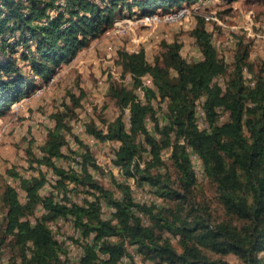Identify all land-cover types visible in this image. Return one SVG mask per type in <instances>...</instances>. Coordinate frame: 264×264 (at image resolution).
<instances>
[{"label": "trees", "instance_id": "trees-1", "mask_svg": "<svg viewBox=\"0 0 264 264\" xmlns=\"http://www.w3.org/2000/svg\"><path fill=\"white\" fill-rule=\"evenodd\" d=\"M159 1L179 0L134 3L146 10ZM123 2L104 0L101 6L92 0H0V115L112 27ZM205 23L198 17L193 29L203 53L197 61L187 62L176 41L168 43L154 62L147 59L144 49H121L118 60L123 74L132 76V83H110L109 95L120 113L112 120L102 119L105 129L98 128L94 120L86 126L98 140L119 141L114 163L125 177L148 183L168 203L135 200L127 181L115 182L121 190L116 197L98 180L101 166L86 143L81 142L77 151L79 169L58 165L56 160L64 156L63 146L72 128L67 107L54 114L55 125L41 145L42 153L33 157L56 175L50 193H42L49 181L47 173L23 177L8 169L27 195L23 202L15 186L8 184L5 189L8 209L5 234L0 236V262L5 241L12 235L14 242L10 243L21 260L11 255L6 264H67L60 255L65 252L64 244L48 225L63 217L72 219L81 237L87 239L84 255L72 264H230L209 254L230 251L238 252L244 264H263L264 66L255 69L257 64L249 60L250 44L238 38L230 70ZM245 69L252 75L253 85L246 82ZM147 73L153 75L155 89L143 85ZM220 74H228L224 86L214 81ZM140 87L145 90L144 100L137 93ZM81 96L82 92L71 94L75 105ZM202 96L205 127L198 125L195 111L196 100ZM158 98L167 101L161 114L153 102ZM127 108L129 129L124 119ZM223 113L227 119H221ZM149 120L154 122L153 130ZM189 147L200 156L204 174L216 186L225 219H217L194 196L198 180ZM164 151L169 152L177 170L176 179L161 172L166 164ZM76 192L86 194L81 202L72 198ZM102 202L111 208L110 217L104 216ZM39 206L43 213L36 215ZM29 214L35 216L34 222ZM175 238L181 250L175 246ZM135 254L141 256V263Z\"/></svg>", "mask_w": 264, "mask_h": 264}, {"label": "rangeland", "instance_id": "rangeland-1", "mask_svg": "<svg viewBox=\"0 0 264 264\" xmlns=\"http://www.w3.org/2000/svg\"><path fill=\"white\" fill-rule=\"evenodd\" d=\"M186 1L179 0L174 3L159 1V4L162 6H174ZM239 4V0L232 2L221 0L220 2H216L212 5V8L217 11L226 26H221L215 22L212 23L214 24V28H211V25L206 23L205 26L210 31L214 44L230 70L234 68L236 51L235 47L227 43L230 36H237L243 39L244 43L250 44L249 60L257 64V67H255L257 70L262 65L264 66V47L258 46L259 42L255 44L253 33L264 31V0H242L241 5ZM156 6V4L150 5L148 8ZM197 22L194 20L189 21V24L186 26L180 24L162 25L152 35H146L144 29H137V33L125 34L117 39V46L119 51L121 49L127 50V48L131 49V51L142 48L145 51L147 59L150 62H154L155 58L166 49L168 43L176 41L181 44L182 56L190 62L196 61L202 57L201 49L193 33ZM105 45L106 37L104 32L87 45V49L78 59L63 63L57 69L55 74L56 80L51 87L44 90L41 94L30 97L28 100L22 102L19 108L24 107L26 109L24 112L21 110L18 112L19 108L11 106L7 112L0 115V236L5 234V216L8 208L5 205L4 192L7 185L11 184L18 189L21 201L25 202L27 195L25 190L20 186L19 180L10 175L8 169L13 168L23 177L39 175L40 171L47 173L49 181L43 188L42 193L45 195L50 193L52 189L51 183L55 181L56 176L47 166H39L33 160V157L42 153L41 145L47 139L48 130L55 125L54 114L65 111L67 107L70 108L67 113L69 116L68 123H70L72 128L67 134V143L63 146L64 156L56 160L57 164L64 167L75 166L77 164L76 157L80 143H86L101 166V171L97 175L98 180L106 188L111 189L116 197H120L121 190L115 186V182H125L127 181V177L114 163L115 151L119 142L98 140L85 128L90 121L94 120L98 128L105 129L106 124L102 119L104 118L109 121L120 113L115 100L109 95L111 82L115 81L128 86L132 83L131 75L127 74L123 76V72L121 75H114L112 73L113 69L116 71L121 70L120 62L117 56H115L116 58L107 56ZM18 60L21 63H25L22 57H19ZM78 60L80 61L77 62ZM104 78L108 87L103 85L101 88L98 81ZM81 92L80 102L78 105H75L71 94L79 96ZM155 104L158 106L160 113L166 109L160 103ZM79 123H83V127ZM153 124V120H149L148 126L151 130H153ZM28 149H30V153ZM164 160L166 164L162 166L161 172L166 173V176H171L172 179H176L178 173L169 158V152L164 153ZM197 180L198 183L194 190L196 199L206 205L217 219H225V212L219 201L216 186L207 178L204 172L197 173ZM128 181L131 183L135 200L143 201L150 198L157 199L159 204L164 205L168 203L166 200L157 197L148 183L139 184L135 179L133 181L131 178ZM84 195H86L84 192L80 194L76 192L72 195V198L81 202ZM36 213V215H41L43 213L42 207L39 206ZM29 215L34 216L32 214ZM111 215V208L105 204L104 216L110 217ZM72 229L73 225L71 222L65 219L62 230H59V236L56 235L57 238L59 239L60 235L67 236L69 237L68 239L74 241L75 245L81 243L80 239L78 241L74 239ZM83 241V245L85 246L87 239ZM5 242L6 244L3 246L4 257H7L8 260L11 255H15V259L21 260L19 254L13 248V244H11L14 242L12 235H9ZM174 244L181 250L176 238L174 239ZM66 245L67 250L71 251L72 247L70 243ZM130 250L133 251V248L131 247ZM83 253L84 250H73V257H68L64 260L69 264L70 259L81 257ZM209 254L213 258L221 257L229 261L230 264H244L241 255L236 251H230L224 255L212 252H209ZM261 255L264 257V252ZM135 259L141 263L140 255L135 254ZM143 263L155 264L153 261H144Z\"/></svg>", "mask_w": 264, "mask_h": 264}, {"label": "built area", "instance_id": "built-area-1", "mask_svg": "<svg viewBox=\"0 0 264 264\" xmlns=\"http://www.w3.org/2000/svg\"><path fill=\"white\" fill-rule=\"evenodd\" d=\"M92 1L97 2L101 6L104 5V0H92ZM220 1L221 0H197L196 2H193V3L185 2V3L176 4L174 6L173 5L162 6L161 4H159L154 8H147L146 10H142L141 7L138 5V3H134V0H125V2L121 3L118 7V10H117L118 14L114 20L113 26L105 31V37H106V45H105L106 48L105 49L107 50L106 52L107 56L110 58H113V57L116 58L115 56H117V58L119 59V49L117 46L118 44L117 39H119L121 36H124L125 34H130L132 32L137 33V29H144L146 32L145 33L146 35H152L156 31V29L162 25H167V24L169 25L178 24L179 25L180 24V25L186 26L189 24V21L191 22L192 20H194L197 22L198 20L197 16L199 15H200L199 17H202L203 19H205L206 24L211 25V28H214V24H212L213 22L221 26H226L223 20L219 17L217 11L212 8V5ZM253 37L255 38V44L258 42V40L264 41V31L254 32ZM237 41H238L237 36H230V39L227 41V43L230 46L236 47ZM92 42L93 40L91 41V43ZM86 49H87V45L78 51L77 55L75 56L73 60L78 59V57H80ZM127 50L130 52L140 51V50L131 51V49H128V48ZM187 61L190 62L189 60ZM120 67H119L121 69L120 71H116L115 69H113L112 73L114 75H121L123 72V68L121 64H120ZM123 76L125 75L123 74ZM244 77L246 78V82L248 84L253 85L255 83L254 80H251L252 75L247 69L244 70ZM227 78H228L227 74H220L214 78V81L224 86L226 85ZM55 80H56V76L54 74L47 81L38 85L29 96L23 98L21 101L14 103L13 106L18 107L20 103L28 100L30 97L41 94L44 90L51 87L52 84L55 82ZM142 81H143L144 86L155 89L154 78L150 73H147L146 75H144L142 77ZM98 83L101 88L103 87V85H106V87H108V85L105 83V78L100 79ZM137 93L140 99L142 100L145 99V90L143 87H140L137 90ZM204 101H205V96H202L201 98L196 100V105H195L197 123L200 127L207 126V120H206L207 113L205 110ZM153 102L154 103L159 102L160 104L164 105L166 108V102H167L166 100L162 101L161 98H158V99H153ZM158 114H161L160 111H158ZM227 117H228L227 113H223L221 115V119H227ZM164 122L165 121L160 120L161 124ZM125 123H126L127 128L129 129L131 125L130 120H129V108L126 109ZM79 125L83 127V123H79ZM188 149L190 150V153H191L193 166L196 171V175L197 173H203V165H202L200 156L190 147ZM164 153H168V152L164 151L163 154ZM75 167L78 169L80 168V164L78 163V161ZM131 179H133L134 181L133 177H131ZM128 183L131 185L129 181ZM148 199L150 198L144 199L143 201H146ZM102 203H103V210H104V205L106 203L104 202ZM30 219L32 222H34L35 216H31ZM69 221L73 225L72 231L74 234L73 236L74 239L77 241L80 239L81 241V243H78L77 245H75L72 239H68L69 237L67 236L60 235L59 239L56 236V235L59 236V230H62L63 225L65 224V218L59 217L57 219H53L48 222L49 228L52 230L54 237L59 242L64 243L66 250L64 249L65 252H61L60 254L63 259H66L68 257H73L72 256L73 250H80V251L84 250V253H85V246L83 245L84 239L81 237L80 230L79 228H76L74 226L72 219H69ZM66 242L70 243L72 247L71 251L67 250ZM84 253L81 255V257L84 255ZM81 257L79 256V257H75L74 259H70L68 263L72 264L73 262L79 261ZM127 261H128V257L125 258V262ZM7 262H8L7 257L3 256L0 264H6Z\"/></svg>", "mask_w": 264, "mask_h": 264}, {"label": "clouds", "instance_id": "clouds-1", "mask_svg": "<svg viewBox=\"0 0 264 264\" xmlns=\"http://www.w3.org/2000/svg\"><path fill=\"white\" fill-rule=\"evenodd\" d=\"M212 42H213V39H212ZM213 44H214V43H213ZM214 45H215V44H214ZM215 46H216V45H215ZM216 48H217V47H216ZM235 48H236V47H235ZM217 49H218V48H217ZM218 51H219V50H218ZM219 54H220V52H219ZM202 55H203V53H202ZM220 55H221V54H220ZM184 58H185V57H184ZM202 58H203V56L201 57V59H202ZM185 60L187 61L186 58H185ZM199 60H200V59H199ZM196 61H197V60H196ZM187 62H188V61H187ZM192 62H193V61H192ZM151 75H152V74H151ZM152 76H153V75H152ZM227 76H228V74H227ZM226 80H227V79H226ZM43 82H44V81L40 82L38 85L42 84ZM38 85H37V86H38ZM219 85H220V84H219ZM35 88H36V87H35ZM34 90H35V89H34ZM34 90H33V91H34ZM33 91H32V92H33ZM32 92H31V93H32ZM31 93H29V95H30ZM29 95H27V96H29ZM27 96H25V97H27ZM25 97H24V98H25ZM22 99H23V98H22ZM22 99H21V100H22ZM21 100H20V101H21ZM17 102H18V101H17ZM15 103H16V102H15ZM13 104H14V103H13ZM13 104H12L11 106H13ZM20 104H21V103H20ZM125 115H126V114H125ZM124 119H125V118H124ZM86 126H87V125H86ZM85 128H86V127H85ZM109 141H110V140H109ZM112 141H115V140H112ZM105 142H106V141H105ZM117 142H119V141H117ZM119 144H120V142H119ZM118 146H119V145H118ZM117 148H118V147H117ZM115 152H116V151H115ZM167 152H168V151H167ZM115 156H116V155H115ZM76 159H77V158H76ZM77 161H78V159H77ZM74 167H75V166H74ZM55 176H56V175H55ZM55 178H56V177H55ZM53 182H55V181H53ZM51 185H52V184H51ZM16 189H17V188H16ZM17 190H18V189H17ZM74 200H75V199H74Z\"/></svg>", "mask_w": 264, "mask_h": 264}, {"label": "crops", "instance_id": "crops-1", "mask_svg": "<svg viewBox=\"0 0 264 264\" xmlns=\"http://www.w3.org/2000/svg\"><path fill=\"white\" fill-rule=\"evenodd\" d=\"M241 2H242V0H239V5H241ZM258 46H260L261 48H263L264 47V44H263V42L264 41H262V40H258ZM80 60H78L77 62H79ZM21 104H19L18 105V107L17 108H19V106H20ZM19 110H21L22 112H24L26 109L24 108V107H20L19 109H18V112H19Z\"/></svg>", "mask_w": 264, "mask_h": 264}]
</instances>
